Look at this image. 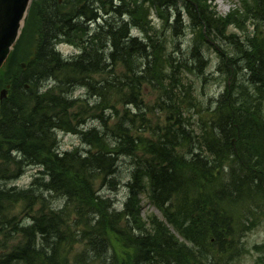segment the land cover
<instances>
[{
    "label": "trees",
    "instance_id": "trees-1",
    "mask_svg": "<svg viewBox=\"0 0 264 264\" xmlns=\"http://www.w3.org/2000/svg\"><path fill=\"white\" fill-rule=\"evenodd\" d=\"M64 1L35 0V52L14 57L23 32L8 63L18 60L0 105V182L39 172L26 188L0 185V264H73L76 247L84 264H117L106 258L116 260L112 235L131 264H233L248 254L264 264V242H246L264 225V75L255 71L264 0H241L225 17L211 0ZM59 44L78 53L63 57ZM210 49L217 71L233 76L216 109L197 100L211 81H201ZM79 85L78 97L62 89ZM60 133L84 149L61 151ZM118 185L129 192L121 210L100 190ZM142 194L164 219H141ZM19 203L20 218L9 217Z\"/></svg>",
    "mask_w": 264,
    "mask_h": 264
},
{
    "label": "rangeland",
    "instance_id": "rangeland-1",
    "mask_svg": "<svg viewBox=\"0 0 264 264\" xmlns=\"http://www.w3.org/2000/svg\"><path fill=\"white\" fill-rule=\"evenodd\" d=\"M241 0H211L210 1V5L212 6V8L214 7V11L225 17L226 15H228L229 13L233 12L234 10H236L239 7V3ZM149 5H147L148 7ZM31 13V12H30ZM153 18L155 20L156 23H158V20H156L155 14L153 15ZM187 19V18H186ZM36 19L33 18L31 21H29L28 23L26 22L25 25V29L24 32H28V37L26 38V40L23 42V47H22V51H19L18 53H16V56L14 57H21L20 61H25V60H29L33 54H34V49L37 45V41H38V32H37V24H35ZM160 25V23H159ZM231 30V32H237V30L233 27H230L229 31ZM135 34L138 33V31H134ZM187 34H190L188 36H186L185 42L183 40V46L188 48L190 46V41L193 38L191 36V32L188 31ZM21 43H22V39H20ZM223 46H226L224 43H222ZM182 46V47H183ZM60 49L61 51L66 54V56H71L73 54H77V48L73 47V46H69V45H60ZM22 53V54H21ZM206 55L208 58V70L211 72H215L217 71V66L219 64V54L215 51V50H206ZM18 60H15L13 58V61L11 64H9V66L7 65V68L5 69V74L4 76L0 79V95L1 92L5 89L6 85L10 84V77L11 75L14 73V69L16 67V63ZM190 79H193L192 77H190ZM219 82L217 80L212 79L209 83V85H207V88L205 87L204 90L200 91V87H198L197 89V95L198 97L201 98V100H205L206 97L213 95V93L218 92L221 87H219ZM84 91L83 90H79L76 92L75 96H79L80 94H83ZM10 98V94L9 97L7 99ZM5 99V98H4ZM5 102V101H4ZM3 104V103H2ZM1 105V103H0ZM59 139L61 142V151H74L75 149H80L83 150L84 149V145L81 143V138L78 135L75 134H63L60 133L59 134ZM85 149L88 150V148L86 147ZM91 150V149H90ZM14 167L13 165L10 166V169L12 170ZM39 172L38 168L32 169V168H28L18 179L16 180H8V184L12 185V186H17V187H28L32 181L34 180V177L37 176V173ZM99 187V184L97 185V189ZM101 190V194L103 196H105L106 198H111L112 200H114L115 205L117 206V208L119 210L122 209L126 196H127V188L125 186H120L118 185L117 189H113L110 190L108 188L105 189H100ZM139 208L141 209V219H143V221L147 222L146 219L149 218L150 215H152L153 213H160L162 214L157 208H155L149 201V199H147L146 197H143L141 203L139 204ZM111 215L106 214L105 215V220H107L108 222L111 221ZM120 228L125 230V227L123 226V223H121ZM113 239H112V243L116 254H115V259H116V263L117 264H130L131 260H132V253L131 251L127 250L126 247H124V241L117 240V237L115 235H112ZM246 242L248 244V247L251 249V247H253L255 244H260L264 242V225L262 227H260L259 229L253 231L252 233H250L248 235V237L246 238ZM78 249H80V247H76L74 252H77ZM75 254V253H74ZM255 262V256H253L252 254H248L245 255L244 257H242L241 259H239L238 261L234 262L233 264H254Z\"/></svg>",
    "mask_w": 264,
    "mask_h": 264
},
{
    "label": "bare ground",
    "instance_id": "bare-ground-1",
    "mask_svg": "<svg viewBox=\"0 0 264 264\" xmlns=\"http://www.w3.org/2000/svg\"><path fill=\"white\" fill-rule=\"evenodd\" d=\"M59 1H62V3H63V1L64 0H59ZM143 1H148V0H143ZM35 2V0H32V3L30 4V7L29 8H31L32 6H33V3ZM65 2V1H64ZM64 4V3H63ZM22 35H23V31H22V33H21V35H20V39L22 38ZM104 47L105 48H107V50H109V45L107 46V44L106 45H104ZM56 51L58 52V53H60L63 57H68V56H66V54H64L62 51H61V49H60V47H58V46H56ZM77 53H78V49H77ZM73 55H75V54H73ZM101 60V59H100ZM104 67V64H103V61L101 60L100 61V65H99V68H103ZM256 75L258 76H260V75H264V57H261L260 58V61L257 63V67H256ZM91 75H92V73H90ZM95 74V76L96 75H99V72L97 71V72H95L94 73ZM50 79V78H49ZM212 79H218V80H220L222 83H223V86H224V88H223V90L221 91V89L219 90V92H215V93H213V95H210V96H208V97H206V102L209 104V103H212V109H216L217 107H219V96L223 93V91L224 90H226V89H229L230 87H232V83H233V76L232 75H230V77H227L226 75H223V74H221V73H219L218 71H215V72H211V71H209L208 70V67L206 66V67H204L203 69H202V72H201V81L202 82H204V81H206V82H209L210 80H212ZM51 80V79H50ZM217 80V81H218ZM52 81V80H51ZM54 82H51L50 83V85H49V87L50 88H53L54 87ZM79 88H76V89H70L69 87H66V86H63V90L65 89V91H64V93L65 94H68L69 96H70V94L69 93H72L73 91L75 92L74 94L76 95V92L77 91H79V90H83V89H86V87L85 86H82V85H79L78 86ZM84 91V90H83ZM221 91V92H220ZM81 95H84V93L83 94H80L79 96H81ZM35 96V95H34ZM33 95L32 96H30V99L32 100V102L33 103H35V100H36V98L34 97ZM78 97V96H77ZM197 100H199V101H201V99H200V97L198 98L197 97ZM209 132H210V130H209ZM55 135V134H54ZM56 136V135H55ZM57 137V136H56ZM59 138V137H58ZM208 141L212 144V146L214 147L215 146V144L217 145V141H216V139L212 136V134H210L209 135V138H208ZM213 141H214V143H213ZM228 151H225L223 154H221V157L220 158H218V160L216 161V165L217 166H219V167H225L227 164H226V162H224L222 159H223V157L226 155V153H227ZM28 168H32V169H34V166H28L27 167V169ZM36 168H38V167H36ZM26 169V170H27ZM17 178H15L14 180H16ZM0 185H2V186H5V187H8V188H10L12 185H9L8 184V182H4V181H1L0 182ZM258 185L260 186L261 184L258 182ZM44 196H46V198L48 199L49 198V194H48V192H45L44 194H43ZM128 196H129V192H128V194H127V196H126V199H125V202H124V205H125V203L127 202V200H128ZM143 197H146L144 194H142L141 196H139V199L136 201V204H135V207L136 206H139V204H140V202L142 201V199H143ZM9 199H12L13 201L15 200L12 196H10V198ZM49 201V200H48ZM233 202H235V201H233ZM113 203H116V202H114V200H113ZM23 204L22 203H19V204H16V207L17 208H19V209H17V208H15L14 209V211H12L11 212V215L9 216V217H11V218H20V216H21V213L19 214L18 213V210H20V211H22L23 209L21 208V206H22ZM155 207V206H154ZM115 208L116 209H118L117 208V206L115 205ZM155 208H157V207H155ZM158 209V208H157ZM159 210V209H158ZM160 211V210H159ZM161 212V211H160ZM162 213V212H161ZM154 215H156V216H158L159 218H161V219H164V216H163V214H160V213H158V212H156V213H153ZM177 215H178V219H179V221L181 222V221H183V215L182 214H180V213H177ZM198 223L200 224L201 222L200 221H198ZM75 253V254H74ZM76 256H78V252H73L72 253V255H70V258H69V261L71 262V263H73V264H75V263H77V264H84L86 261H87V259H84V260H78L77 259V257ZM109 257H111L112 258V261H114V263H116V260H113L114 259V257L113 256H109L108 254L106 255V258L109 260ZM208 256H205V258H207ZM110 261V260H109ZM111 261V262H112ZM131 264V263H130Z\"/></svg>",
    "mask_w": 264,
    "mask_h": 264
},
{
    "label": "water",
    "instance_id": "water-1",
    "mask_svg": "<svg viewBox=\"0 0 264 264\" xmlns=\"http://www.w3.org/2000/svg\"><path fill=\"white\" fill-rule=\"evenodd\" d=\"M31 3L32 0H0V71L20 38Z\"/></svg>",
    "mask_w": 264,
    "mask_h": 264
}]
</instances>
